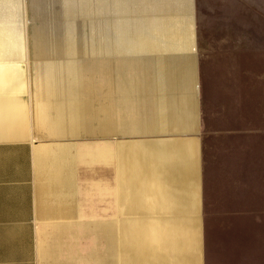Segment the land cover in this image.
I'll list each match as a JSON object with an SVG mask.
<instances>
[{"label": "crops", "instance_id": "obj_1", "mask_svg": "<svg viewBox=\"0 0 264 264\" xmlns=\"http://www.w3.org/2000/svg\"><path fill=\"white\" fill-rule=\"evenodd\" d=\"M143 6L175 8L188 30L140 36L159 47L144 51L130 50L135 37L128 36L123 54L112 55L178 60L185 79L182 129L118 133L105 141L181 140L195 159L191 176L180 190L173 183L164 193L99 196L96 165L79 161L78 146L66 138L77 135L72 127L75 135L51 137L62 132L55 116L70 108L59 105L60 90L44 94L41 64L52 67L63 55L40 62L41 43L23 41L15 22L0 20V264H100L99 222L109 219L118 220L119 230L126 219L140 227L187 223L198 232L192 264L203 263L204 255L210 260V246L217 256L229 242L264 239V0H147ZM32 58L39 62L36 92L26 83Z\"/></svg>", "mask_w": 264, "mask_h": 264}, {"label": "bare ground", "instance_id": "obj_2", "mask_svg": "<svg viewBox=\"0 0 264 264\" xmlns=\"http://www.w3.org/2000/svg\"><path fill=\"white\" fill-rule=\"evenodd\" d=\"M49 1L47 2L49 3ZM103 1L114 5L113 9L116 8L119 13L117 16L121 21L124 20L120 24L111 23L108 25L107 19L105 28H107V31L109 28L111 35L109 36L107 32L106 34L104 29V32L101 31L103 32V38H111L116 34L117 37L121 36L124 39L119 37V39L114 40L111 38L110 42H103L102 36L99 37L100 34L98 33L97 22L101 23L100 21L94 22V25L89 24V27L93 28L91 41L83 39L89 37L85 35L86 33L81 34L84 30H80V33L77 31L78 36L71 33L76 31L71 29L74 28L71 25L74 24L73 20L78 16H80L81 21L82 19L85 20V24L82 23L83 21L81 22L82 27L86 26L87 20L96 17V0H59V2H63L67 9L63 14L69 19L74 17L71 19L73 24L70 23L71 20L67 22L71 25H67L66 22L62 21L67 27L60 29L69 28L71 31L53 32L54 29H50L49 26L47 29L34 30L32 28L34 30V32L32 31V39L41 43L39 51H41L43 59L48 55H63L57 61L55 60L56 63H53L52 67L49 66V63L42 62L41 64L44 94L49 87L58 89L61 94L63 93L59 105L67 110V107L70 108L74 124L71 127L76 134L84 132L91 136L106 137L118 133L130 134L137 131L150 133V130L152 131L154 128L159 130L182 129V100L179 92L185 79L182 78V69L178 60L163 57L121 58L123 55L114 57L112 54H118L124 50L123 47L126 43L122 46V42L127 40L128 36L135 37L133 38L134 41H131L134 47H128L130 50L144 51L159 48L151 46L153 41H149L147 42L149 44H147L145 39L143 42L145 37L140 38V36L149 34L148 38L160 37V35L177 31H187L185 19L182 18L181 20L180 18L183 14L179 15L173 7H160L159 9H151L153 11L157 10L156 13L148 12V7H142V3L147 0ZM52 2L54 1L52 0ZM57 4L60 5L61 3ZM134 4L141 6L132 11H141V13L130 15L132 12L128 7ZM60 6H57V9L58 7L61 9L64 7ZM52 7L54 6L52 5ZM48 8L46 7L45 11ZM51 10L52 15L54 11L58 13L53 8ZM112 10L109 11L112 12ZM48 13L50 14V12ZM110 16H112L111 13ZM132 16L134 17L133 21L131 20ZM45 18L44 20L47 21V18ZM152 18L154 21H152ZM60 20H57V22H60ZM78 20L75 23L79 24ZM42 23L45 25L43 20ZM50 24L51 27L55 25ZM81 26L77 27L80 28ZM113 30H115V33H113ZM96 39L99 40V44ZM7 40L11 39L8 38ZM119 43H122V47L118 46ZM102 53L103 55L104 53L107 54L105 55L107 57L111 54L113 57L109 55L111 58H102L100 56ZM191 53L190 50V55ZM66 54H68L67 57ZM101 72L106 73L107 76H113V80L116 81L114 100L117 101L115 106L116 110L123 111L124 115L115 116L109 108L101 103L103 99L101 96L102 81L99 80ZM97 101L99 104H97ZM117 105L120 107L118 108ZM44 110H46V102ZM98 143V147H94L93 143L87 145L89 142H82L78 145L79 161L85 160V162L93 165L112 164L115 168L112 193L115 196H132L148 194V192L164 193V191L170 190L173 183H175L177 190L183 189L185 181L191 176L188 167L195 162L192 154H187L186 144L181 140L178 141V151L173 148L174 141L166 140L155 143L151 140L110 142L100 139ZM191 148L192 145H190ZM97 193H99V188H97ZM111 221L110 219L100 220L99 230L103 229L105 225L109 226ZM131 221L126 219L125 224L127 223V226L118 229L117 251L115 254L112 253V242L108 238H103L101 234L99 235L100 264H105V262H107L106 264H150L166 263V261H172L174 264H192L195 261V247L192 245L198 238V232L194 229L191 230V226L189 227L187 223L181 221L174 225L164 222L162 227L152 224L140 227L133 222L131 223ZM120 222H122V219ZM172 244L177 245V247L170 249L169 246Z\"/></svg>", "mask_w": 264, "mask_h": 264}, {"label": "rangeland", "instance_id": "obj_3", "mask_svg": "<svg viewBox=\"0 0 264 264\" xmlns=\"http://www.w3.org/2000/svg\"><path fill=\"white\" fill-rule=\"evenodd\" d=\"M47 1H49V0H44V1L43 0H0V20L2 21L5 19V20H9V21L12 20L13 22H15L14 23L16 25L15 27L17 30L20 31V34L22 35L23 41L33 40L32 39L33 38L32 37L33 36L32 31L34 32L35 29H41V28L47 29L49 27H50V29H54L53 32H63L64 30L71 31V29L72 30L74 29L76 31H75V33H74V31H72L71 33H73V34H76V33L79 34L80 30H82V31L84 30L83 33L81 32V34L86 33L85 35L89 36V37L83 38V39H87V40L89 39L91 41V38H92L91 35L93 33V28L89 27V24L94 25V22L96 23L97 21H100L102 23V25H101V23L97 22L98 23V33L100 34L99 35V37H100V36H102L104 29H105V33L107 32V33H109V36L111 35V33L109 32V28H108V31H107V28H105L107 26V24L108 25L111 23H114V24L119 23L120 24V22L122 23L124 21V20L121 21V19H119V16H117V14H119V13H118V11H116V8L113 9V7H115V6L110 5L108 2H107L108 4L105 3L103 0H100V1L96 0L97 1V15L98 16L95 14L96 15V17L94 16L95 18H92L91 20L89 19L91 22L89 20H87L88 22H86V26L84 25L85 20L83 21V19H82V21H83L82 22L80 20V16H78L79 18L77 17L79 20L77 18H75L73 20L74 21L73 22L71 19H73L74 17H71V19H69L68 17H66L65 14H63L65 12V10H67L66 6L63 4V2H59V0L58 1L53 0L54 2H52V0H50L49 1V3L51 4V7H50V4ZM102 1H103V3H102ZM57 3H61L60 4L61 6ZM47 4H49V5H47ZM106 4L108 5L107 8H106ZM52 5L54 7H52ZM57 6H60V7L64 6V7L62 9L58 7V9H57ZM46 7H49V8L45 11ZM51 8H53V10H56L59 13V15H58V13H56L54 11V12H52V13H54L53 15L55 16L57 14L54 17L51 14V11H52ZM201 9L203 11H205V7H201ZM41 10H42V12H41ZM60 10H62V11L64 10V11L62 12ZM109 10L110 11L112 10V12H110ZM43 11L46 13V15ZM108 11H109V13H108ZM115 11H116V13H115ZM150 11L152 12L153 10H150ZM156 11L157 10H154V12H156ZM48 12H50V14ZM130 12H132L130 15H136V14L141 13V11H132V10ZM43 13H44V15H43ZM110 13L112 16H110ZM47 15H48V17H47ZM115 15H116V17H114ZM64 16L66 17V19ZM42 17H43V19H42ZM45 17L47 18L48 22L46 20H44ZM53 17H54V19H53ZM113 18H115V19H113ZM59 19H61L60 22H57V20L59 21ZM107 19H108V23H107ZM110 19L113 21H111ZM42 20L45 22V25H44V23H42ZM69 20H71V22ZM76 20H78L79 24L75 23V22H77ZM131 20L132 21L134 20L133 16L131 17ZM62 21L64 23L66 22L65 24H67V25H71L74 23L76 26L73 24L71 26L74 28H71V29L66 28V29L62 30L60 28L67 27V25H64V23H62ZM152 21H154L153 18H152ZM49 22L52 23V26L55 24L53 26L54 28L51 27V24ZM67 22H70L71 24L70 23L68 24ZM81 22L84 23L83 27L81 26ZM57 23H59L60 25L59 24L57 25ZM208 23L215 24L214 22H208ZM77 26L78 27L81 26V27L78 28ZM68 27H70V26H68ZM88 27L91 29L89 30ZM32 28H34V30H32ZM95 31H97V30H95ZM101 31H103V32H101ZM113 31H114L113 33H115V30H113ZM88 33H89V35H88ZM76 35H74V36H76ZM114 35H116V34H114ZM103 37L104 36H102L101 38H103ZM101 38H99L100 41H101ZM99 40L96 39V42L98 44H99ZM106 40H107V42H106ZM102 41L105 43H108L111 40L110 39L109 40L108 39H102ZM101 55H103V53ZM104 55H107V54H104ZM42 59H43V57H41L40 62L53 60V59H56V57L48 56V57H44L43 60ZM37 60H38L37 58L35 59V61L33 58L32 59H26V65H25L26 70H27V81H26V83H27V89L30 91L31 90L35 91V88H36L35 76H36V71L38 68L37 65L39 64V62ZM51 63H53V62H51ZM99 80L102 81V87H101V94L102 95L101 96L103 97V99L101 100V103H103V105L105 107L109 108L111 110V113H114L115 116L116 115H124L123 111L120 110V112H119V110H116L115 102L117 100H114V95L116 92V81L113 80V76H111V75L107 76L106 73L101 72V77L99 76ZM97 104H99L98 101H97ZM117 107H118V105H117ZM58 114L60 115V117ZM58 114L55 116V118H60L58 122H59V126H60V129L62 130V132L58 133V134H56V133L52 134L51 135L52 139H54L56 141H60V140L68 138L71 141H73L75 143V145H77V146L80 145L82 141H89V144H87V145H91V143H93L94 147L99 146L98 142L100 139L105 140V137H103V136H102L103 138L100 135L91 136V135L84 133V132L77 134L76 136H73V137L68 136L65 138L64 135H66V134L75 135L72 133L71 130H68L69 127L71 126L70 116L68 114V111H66V110L64 111L63 114L62 113L61 114L58 113ZM106 140L112 141L113 138H106ZM91 141H94V142H91ZM178 141H174V143H173L174 144L173 148L175 149V151L179 150ZM107 168L109 170L110 166L109 165L107 166V164H102V163L95 166V171H96L95 174L97 177V188H99V193L101 195H105V194L113 195L110 179H109V183H108ZM100 234L103 238H105V239L108 238L112 242V253L115 254L117 251V242H118L117 241L118 229H117V225H116V220L115 221L112 220L111 223H109V226L105 225L103 227V229L100 230ZM249 239H250L249 242H248V239L247 240L242 239L239 244L229 242V245H227V246L224 245V247H223L224 249L218 251L219 252L218 254L216 253L218 258H215L217 256H214L212 254L213 252L211 253L212 250H211V246H210V250H209L210 254H211L210 260H207L206 255H204V249H203V255L204 256H203V263L201 262V264H264V239H261V241H259L258 239H255L254 237H251V236L249 237ZM203 248H204V244H203ZM106 263L107 262H105V264Z\"/></svg>", "mask_w": 264, "mask_h": 264}]
</instances>
